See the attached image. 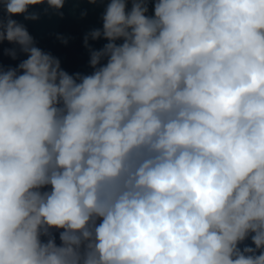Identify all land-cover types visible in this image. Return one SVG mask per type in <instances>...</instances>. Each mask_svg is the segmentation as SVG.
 Segmentation results:
<instances>
[{
    "label": "clouds",
    "instance_id": "1",
    "mask_svg": "<svg viewBox=\"0 0 264 264\" xmlns=\"http://www.w3.org/2000/svg\"><path fill=\"white\" fill-rule=\"evenodd\" d=\"M64 4L0 0V264H264V0H108L90 74Z\"/></svg>",
    "mask_w": 264,
    "mask_h": 264
},
{
    "label": "water",
    "instance_id": "2",
    "mask_svg": "<svg viewBox=\"0 0 264 264\" xmlns=\"http://www.w3.org/2000/svg\"><path fill=\"white\" fill-rule=\"evenodd\" d=\"M108 0L103 3L93 4L89 0H65L62 16L54 12H45L46 5L30 7V12H37L39 18L35 21L25 20L23 16H14L18 23L24 24L29 34L33 37L36 46L44 52L51 53L61 62V67L69 74L80 72L90 74L89 67L90 53L84 46V37L94 29L102 28V15L107 6ZM129 9L131 4L128 5ZM149 14H154L152 4H149ZM0 15H3L0 11ZM58 36L67 39V44L62 43ZM107 41L89 40V45L93 49H100ZM15 47L4 41L0 43V65L5 69L16 67L19 62L27 57L18 55L17 60H12L5 54L6 50ZM57 243H59L57 234ZM245 243L251 244L250 239ZM243 247V245H241Z\"/></svg>",
    "mask_w": 264,
    "mask_h": 264
}]
</instances>
